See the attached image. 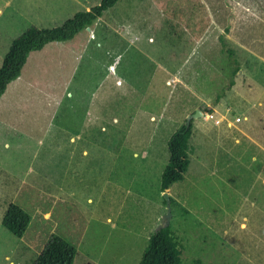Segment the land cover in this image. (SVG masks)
<instances>
[{
    "label": "rangeland",
    "instance_id": "374dc122",
    "mask_svg": "<svg viewBox=\"0 0 264 264\" xmlns=\"http://www.w3.org/2000/svg\"><path fill=\"white\" fill-rule=\"evenodd\" d=\"M99 2L0 0V35ZM228 2L120 0L29 56L0 98V264H33L51 236L73 264H138L167 212V141L200 108L167 190L182 264H264V116L221 44ZM10 204L30 217L21 239L1 225Z\"/></svg>",
    "mask_w": 264,
    "mask_h": 264
},
{
    "label": "trees",
    "instance_id": "16d2710c",
    "mask_svg": "<svg viewBox=\"0 0 264 264\" xmlns=\"http://www.w3.org/2000/svg\"><path fill=\"white\" fill-rule=\"evenodd\" d=\"M120 0H100L99 4L88 11L77 12L72 19L66 20L61 26L52 29H28L14 40L6 53L0 67V98L8 85L17 80L30 54L41 51L50 43L72 40L81 31L91 28L103 14L114 7ZM225 48V43L221 41ZM230 57L232 51L227 49ZM236 70L233 72L235 75ZM234 82L229 83L232 87ZM228 87V89H229ZM226 89V90H228ZM200 111H203L200 108ZM192 121L186 128L179 127L167 141L168 160L161 173L160 190L184 179L190 159L188 141L191 137ZM30 223V217L21 208L10 204L5 211L1 225L14 237L21 239ZM183 247L174 231L168 226L154 231L147 241L138 264H182ZM77 256V248L64 238L51 236L33 264H73Z\"/></svg>",
    "mask_w": 264,
    "mask_h": 264
},
{
    "label": "crops",
    "instance_id": "0c3cea01",
    "mask_svg": "<svg viewBox=\"0 0 264 264\" xmlns=\"http://www.w3.org/2000/svg\"><path fill=\"white\" fill-rule=\"evenodd\" d=\"M227 6H231V16L229 28L224 29L225 50L232 51L231 60L236 66L233 72L236 70L235 75L244 79L243 86L246 83L247 90L243 88V92L254 95L253 106L264 116V0H229ZM19 36L0 35V67L12 42Z\"/></svg>",
    "mask_w": 264,
    "mask_h": 264
},
{
    "label": "water",
    "instance_id": "95a60500",
    "mask_svg": "<svg viewBox=\"0 0 264 264\" xmlns=\"http://www.w3.org/2000/svg\"><path fill=\"white\" fill-rule=\"evenodd\" d=\"M87 30H89V28H87ZM203 116V113L202 111L200 110H195L193 114L191 115H188L186 117V121H185V126L186 128L189 126L190 122L194 119H198V118H201ZM163 198L165 200V203H166V209H167V212L166 214L162 217V220H161V224L156 228L155 231H159L161 229H165L169 226V223H170V217H171V208H170V199H169V194L167 191H164L163 192Z\"/></svg>",
    "mask_w": 264,
    "mask_h": 264
},
{
    "label": "built area",
    "instance_id": "2783aa9c",
    "mask_svg": "<svg viewBox=\"0 0 264 264\" xmlns=\"http://www.w3.org/2000/svg\"><path fill=\"white\" fill-rule=\"evenodd\" d=\"M208 117H209L208 115H205V114H204V118H206V119H207Z\"/></svg>",
    "mask_w": 264,
    "mask_h": 264
}]
</instances>
